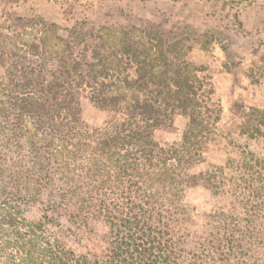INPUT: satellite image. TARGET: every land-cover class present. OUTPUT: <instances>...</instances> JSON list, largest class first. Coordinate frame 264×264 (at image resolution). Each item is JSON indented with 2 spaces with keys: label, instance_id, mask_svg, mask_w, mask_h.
<instances>
[{
  "label": "trees",
  "instance_id": "obj_1",
  "mask_svg": "<svg viewBox=\"0 0 264 264\" xmlns=\"http://www.w3.org/2000/svg\"><path fill=\"white\" fill-rule=\"evenodd\" d=\"M137 22L0 28V264H264V119L224 133L211 77ZM192 188L209 194L200 219Z\"/></svg>",
  "mask_w": 264,
  "mask_h": 264
},
{
  "label": "rangeland",
  "instance_id": "obj_2",
  "mask_svg": "<svg viewBox=\"0 0 264 264\" xmlns=\"http://www.w3.org/2000/svg\"><path fill=\"white\" fill-rule=\"evenodd\" d=\"M39 19L61 27H71L80 20L90 22L87 26L91 23L138 26V19L146 24H159L179 41L181 51L203 69L202 74L211 77L212 98L221 106L219 127L224 133L237 137L239 129L246 131L252 123L262 125L264 0H0L2 29L24 30L31 36ZM107 29L103 33L118 35ZM105 119V112L89 104L84 106L82 120L89 131L102 127ZM183 126L184 118H179L172 127L158 130L155 136L160 143L174 142ZM223 144L221 141L219 147ZM225 147L230 160L235 161L238 155L231 150L232 143ZM226 153L211 150L208 159L222 163ZM234 173L235 170L228 171V175ZM188 198L196 206L194 214L198 219L210 211L207 190L192 188Z\"/></svg>",
  "mask_w": 264,
  "mask_h": 264
}]
</instances>
